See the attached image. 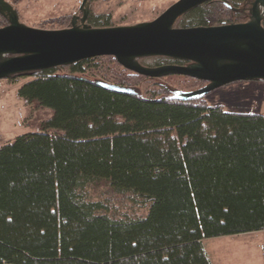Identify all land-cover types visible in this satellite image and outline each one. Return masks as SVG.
Returning a JSON list of instances; mask_svg holds the SVG:
<instances>
[{
  "label": "trees",
  "instance_id": "trees-1",
  "mask_svg": "<svg viewBox=\"0 0 264 264\" xmlns=\"http://www.w3.org/2000/svg\"><path fill=\"white\" fill-rule=\"evenodd\" d=\"M29 76L19 96L54 115L0 149V264H212L204 240L264 231L263 115L176 100L111 56L9 80Z\"/></svg>",
  "mask_w": 264,
  "mask_h": 264
},
{
  "label": "water",
  "instance_id": "water-1",
  "mask_svg": "<svg viewBox=\"0 0 264 264\" xmlns=\"http://www.w3.org/2000/svg\"><path fill=\"white\" fill-rule=\"evenodd\" d=\"M215 0H181L156 20L123 27H93L84 17L68 29L42 30L26 26L14 6L0 0V80L62 68L96 57H114L126 70L160 79L183 76L206 86L191 92L172 91L180 101L204 99L211 92L238 82H264V0H253L245 23L176 28L177 21L201 4ZM87 10V11H86ZM165 58L185 66L146 67L140 60ZM96 84L112 93L137 95L135 89L102 80Z\"/></svg>",
  "mask_w": 264,
  "mask_h": 264
},
{
  "label": "rangeland",
  "instance_id": "rangeland-1",
  "mask_svg": "<svg viewBox=\"0 0 264 264\" xmlns=\"http://www.w3.org/2000/svg\"><path fill=\"white\" fill-rule=\"evenodd\" d=\"M6 1H11L21 22L32 28L50 31L68 29L74 19L80 22L84 17L79 11L83 0ZM177 1L179 0H93L88 8H92L95 16H107L113 18L114 23L132 26L152 20ZM249 10L250 5L246 19L237 18L229 24L247 22L250 18ZM6 22L4 27L9 25L7 20ZM218 25L220 24H214ZM176 28H181V25L176 24ZM153 59L147 58L140 62L145 66L146 62L154 63ZM33 80V76L13 81L0 80V149L20 136L41 132L42 124L54 115L52 109L38 103L29 104L19 96V90ZM153 81L166 83L171 96L172 91L191 92L206 86L203 83L194 90H188L186 83L190 81L183 76H169ZM204 100L209 106H222L227 112L264 116V82L230 84L211 92ZM203 246L212 264H264V231L208 239L203 241Z\"/></svg>",
  "mask_w": 264,
  "mask_h": 264
},
{
  "label": "flooded vegetation",
  "instance_id": "flooded-vegetation-1",
  "mask_svg": "<svg viewBox=\"0 0 264 264\" xmlns=\"http://www.w3.org/2000/svg\"><path fill=\"white\" fill-rule=\"evenodd\" d=\"M93 0H89L91 3ZM181 0L174 2L172 5H170L168 8H166L165 11L159 13L157 17H153L152 20L149 21H144L142 23H147V22H152L156 20L158 17H160L162 14L167 12L171 7H173L175 4L180 2ZM242 1V3H241ZM252 0H215V1H210L204 4H201L197 8L193 9L186 15L182 16L176 24H180L181 28H195V27H203V25L208 26H214V24H229L231 22H235V20L241 19L244 20L247 17L248 13V8L250 5V2ZM11 3V1H10ZM84 0L82 2L81 7L79 8V11L83 13L82 11V6H83ZM221 8L222 14L218 15V10ZM208 9L212 10L211 16H208L210 18H207V16H204V12L207 11ZM87 11V10H86ZM203 17L202 22L198 20V17ZM87 23L91 26L94 27H118V26H128L129 24H123V23H114L113 18H109L107 16H95V13L92 12V8H90L87 12ZM154 63H145L146 67L150 68H156L160 66H185L186 63L183 62H177V61H172L169 59L165 58H154L153 59ZM167 78V77H166ZM152 79V78H150ZM154 80V79H153ZM157 80V79H155Z\"/></svg>",
  "mask_w": 264,
  "mask_h": 264
},
{
  "label": "built area",
  "instance_id": "built-area-1",
  "mask_svg": "<svg viewBox=\"0 0 264 264\" xmlns=\"http://www.w3.org/2000/svg\"><path fill=\"white\" fill-rule=\"evenodd\" d=\"M1 140H2V137L0 136V142H1Z\"/></svg>",
  "mask_w": 264,
  "mask_h": 264
}]
</instances>
